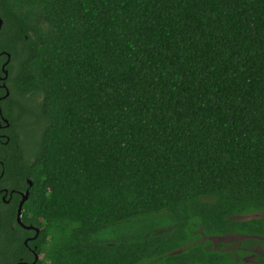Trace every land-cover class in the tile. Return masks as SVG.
I'll return each instance as SVG.
<instances>
[{"label":"trees","instance_id":"trees-1","mask_svg":"<svg viewBox=\"0 0 264 264\" xmlns=\"http://www.w3.org/2000/svg\"><path fill=\"white\" fill-rule=\"evenodd\" d=\"M0 20V264H229L202 239L264 237L230 219L264 213V0H0Z\"/></svg>","mask_w":264,"mask_h":264},{"label":"flooded vegetation","instance_id":"flooded-vegetation-1","mask_svg":"<svg viewBox=\"0 0 264 264\" xmlns=\"http://www.w3.org/2000/svg\"><path fill=\"white\" fill-rule=\"evenodd\" d=\"M3 64L4 62L0 64L1 72H2ZM8 95H9L8 88L5 82L1 80V76H0V103ZM8 127H9L8 120L5 117H3L2 109L0 106V143L2 139H4L5 142L9 140L8 135L4 133L5 129H7ZM16 194L18 195L20 201V195L18 194V192ZM11 195L10 197L8 196L7 200H10ZM262 217H264V213H252L246 215H235L232 218L230 217V219L234 221L245 222L251 219H258ZM224 239H228V240L224 242L220 241ZM202 240L203 241L208 240L211 245L210 248L213 251L224 252L223 255L228 258L227 260L229 264H246V263L257 264L260 259H264V237L261 236L238 232V233H224L219 236L204 237ZM255 246L260 248L261 252L260 251L257 252L256 249H254Z\"/></svg>","mask_w":264,"mask_h":264},{"label":"water","instance_id":"water-1","mask_svg":"<svg viewBox=\"0 0 264 264\" xmlns=\"http://www.w3.org/2000/svg\"><path fill=\"white\" fill-rule=\"evenodd\" d=\"M0 26H1V20H0ZM7 57V60L5 61V63L3 64L2 66V73H3V77H1V80L4 81L6 78H7V71L5 70V66L8 64L9 62V55H6ZM7 95V93H6ZM7 124V123H6ZM29 186H31V183L28 182ZM11 193L9 194V197H10ZM20 195V201L18 203V207H17V210H16V222L25 230H33L35 232V235L33 238H30V239H27V240H32V239H35L39 233V230L38 229H34L32 228L31 226H24L21 222V215H22V208H23V205L24 203L26 202L27 198H28V191H26L25 193H19ZM7 196V191L4 190V196L2 197V202L4 203H8L9 200H5V197ZM24 244L26 245V242H24ZM38 259L37 255H34V261L33 263L36 262V260Z\"/></svg>","mask_w":264,"mask_h":264},{"label":"rangeland","instance_id":"rangeland-1","mask_svg":"<svg viewBox=\"0 0 264 264\" xmlns=\"http://www.w3.org/2000/svg\"><path fill=\"white\" fill-rule=\"evenodd\" d=\"M4 63H5V62H4ZM6 66H7V65H6ZM6 66H5V67H6ZM6 71H7V70H6ZM27 182H30V181L28 180ZM28 184H29V183H28ZM28 186H29V185H28ZM29 187H30V186H29ZM6 191H7V190H6ZM26 191H28V190H24V191H22V192H18V194H19V193H25ZM2 192H3V196H4V190H3ZM11 192H12V191H10V192L7 191V196H9V194H10ZM3 196L1 195L0 198H2ZM27 199H28V198H27ZM26 201H27V200H26ZM17 207H18V206H17ZM226 240H228V239H224V240H220V241L224 242V241H226ZM216 242H218V241H216ZM254 249H256L257 252H259V251L261 252L260 248H258L257 246H255Z\"/></svg>","mask_w":264,"mask_h":264}]
</instances>
